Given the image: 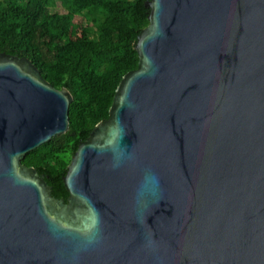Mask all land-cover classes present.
<instances>
[{
  "label": "water",
  "instance_id": "obj_1",
  "mask_svg": "<svg viewBox=\"0 0 264 264\" xmlns=\"http://www.w3.org/2000/svg\"><path fill=\"white\" fill-rule=\"evenodd\" d=\"M138 65L51 196L22 160L72 96L0 53V264H264V0H149Z\"/></svg>",
  "mask_w": 264,
  "mask_h": 264
},
{
  "label": "trees",
  "instance_id": "obj_2",
  "mask_svg": "<svg viewBox=\"0 0 264 264\" xmlns=\"http://www.w3.org/2000/svg\"><path fill=\"white\" fill-rule=\"evenodd\" d=\"M146 1L0 0V53L28 59L46 82L72 96L67 132L22 160L44 177L54 198L66 200L62 177L71 156L109 118L121 79L137 68L134 46L148 25Z\"/></svg>",
  "mask_w": 264,
  "mask_h": 264
},
{
  "label": "rangeland",
  "instance_id": "obj_3",
  "mask_svg": "<svg viewBox=\"0 0 264 264\" xmlns=\"http://www.w3.org/2000/svg\"><path fill=\"white\" fill-rule=\"evenodd\" d=\"M54 11L60 12L59 8H56Z\"/></svg>",
  "mask_w": 264,
  "mask_h": 264
}]
</instances>
